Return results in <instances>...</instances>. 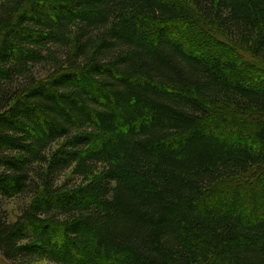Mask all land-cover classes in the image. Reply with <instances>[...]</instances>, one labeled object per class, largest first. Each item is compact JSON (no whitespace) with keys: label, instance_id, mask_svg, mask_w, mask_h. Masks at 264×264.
Masks as SVG:
<instances>
[{"label":"trees","instance_id":"obj_1","mask_svg":"<svg viewBox=\"0 0 264 264\" xmlns=\"http://www.w3.org/2000/svg\"><path fill=\"white\" fill-rule=\"evenodd\" d=\"M0 253L264 264V0H0Z\"/></svg>","mask_w":264,"mask_h":264},{"label":"rangeland","instance_id":"obj_2","mask_svg":"<svg viewBox=\"0 0 264 264\" xmlns=\"http://www.w3.org/2000/svg\"><path fill=\"white\" fill-rule=\"evenodd\" d=\"M44 67H40L37 69L39 72H44ZM21 205L20 199L10 200L5 204L6 209L10 213L11 216L15 215L18 211L19 206ZM0 264H11L8 260H6L0 253ZM35 264H47L45 262L35 263Z\"/></svg>","mask_w":264,"mask_h":264}]
</instances>
